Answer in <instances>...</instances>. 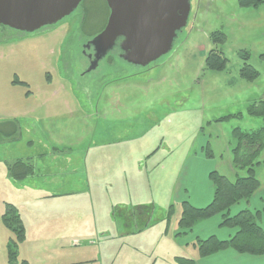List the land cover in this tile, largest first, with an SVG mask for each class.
<instances>
[{"label":"rangeland","instance_id":"374dc122","mask_svg":"<svg viewBox=\"0 0 264 264\" xmlns=\"http://www.w3.org/2000/svg\"><path fill=\"white\" fill-rule=\"evenodd\" d=\"M190 4L187 25L171 51L145 68L124 62L119 50L91 70L88 57L95 52L86 46L108 22L104 0H83L74 13L34 33L0 26V264H179L173 257L198 255V246H181L174 237L182 215L173 200L177 171L205 136L215 142L205 152L209 159L213 152L215 163L226 159L225 146L236 147L234 129L251 132L264 125V119L246 114L248 106L264 100V4L257 9L240 8L238 0ZM214 32L225 35L222 44L213 45ZM214 48L228 60L223 72L205 67ZM243 59L259 74L253 82L239 76ZM64 103L74 115H66ZM95 107L102 111L98 118ZM90 111L94 117L84 120ZM238 113L240 119L215 122ZM16 128L17 140L4 137ZM67 133L74 135H67L72 142L93 133L127 134L134 142L117 147L119 158L105 159L57 191L46 186L51 180L46 181V165L32 179L8 177L14 159L41 154L43 142ZM88 142L77 144L84 148ZM256 162L260 190L249 208L261 210L257 222L264 227V148ZM181 185L184 196L192 195L184 177ZM6 204L17 209L25 230L14 259L7 247L14 235L2 221ZM238 205L230 216L247 209L246 201ZM220 222L217 215L193 229L202 239L210 232L226 238L231 229H215Z\"/></svg>","mask_w":264,"mask_h":264},{"label":"trees","instance_id":"16d2710c","mask_svg":"<svg viewBox=\"0 0 264 264\" xmlns=\"http://www.w3.org/2000/svg\"><path fill=\"white\" fill-rule=\"evenodd\" d=\"M264 4V0H238L240 8L257 9ZM211 42L217 46L224 42L225 35L222 32H214L210 35ZM246 59V58H245ZM243 59L239 76L246 82H253L258 77L255 71ZM228 60L215 48L210 50L205 58V67L212 72L226 70ZM246 114L250 117L264 119V100L247 107ZM241 113L219 118L215 122L220 123L229 119H240ZM17 132V128H16ZM16 132L8 137H16ZM237 139V145L232 150V168L235 172L233 180L227 179L216 172L209 174V181L213 186V199L211 203L202 209H195L188 203L182 204V215L178 222L181 235L187 234L195 224L210 219L214 216L221 217V227L236 230L226 241H219L215 237L206 240H197L196 244L201 257L209 256L224 249H230L238 254L258 257L264 256V230L257 222L258 214L244 209L240 213L230 216V209L243 201H248L260 188L259 180L254 176V158L264 148V125L258 130L246 132L239 128L233 130ZM242 171V172H241ZM8 177L13 181H20L33 174V167L28 160H17L7 166ZM2 221L14 235L8 242V254L10 259L16 256V247L24 240V227L20 214L14 206L6 204ZM182 260V261H181ZM179 258V264H193L189 259Z\"/></svg>","mask_w":264,"mask_h":264},{"label":"crops","instance_id":"0c3cea01","mask_svg":"<svg viewBox=\"0 0 264 264\" xmlns=\"http://www.w3.org/2000/svg\"><path fill=\"white\" fill-rule=\"evenodd\" d=\"M60 90V89H59ZM57 94V92H56ZM255 103V102H254ZM64 111L69 115L72 116L75 113H73L72 108L70 104L64 103L63 105ZM96 109V110H95ZM94 112L97 115L96 118H98V115L102 111H98V107H95ZM86 109H83V112H85ZM93 110V108H92ZM102 110V109H101ZM84 120L87 118H93L90 112L84 113ZM100 116V115H99ZM95 128V127H94ZM97 130V128H96ZM202 128L200 129L201 133ZM20 133H18V128L16 132L15 139H18ZM68 136H74L71 133H67L65 136H51V143H42V149L43 153L37 154L36 156H29V157H18L14 160H28V162L33 167V174L31 176L26 177L23 180L26 179H32L36 177V169L38 166L46 165L47 172L46 176L48 182H46L47 188L49 187L51 190L57 191V189H64L65 185L68 186L70 184L73 186L75 184L76 176H79V174L87 175V173H90L91 171L100 168L106 161L119 158L120 153L118 154V146H121V144H125L126 147H128V144L133 143V137H129V135H103V134H88L86 135H80L75 136L76 142H72L71 139ZM95 138V141H94ZM89 141V142H88ZM204 141V142H203ZM82 142H88V146L82 148L81 144ZM31 144H34V141H30L28 144L31 146ZM41 144V143H40ZM215 145V142H211L210 136H205L202 141L198 144V152L193 151L190 159L186 161L189 154L186 156L184 163L182 164L181 168L178 172V174L181 175L178 182V186L174 188L175 193L173 195V200L175 203H180L181 206L183 203H188L191 207L195 209H202L208 206L212 199H213V186L209 181V174L212 172H216L222 176H225L229 180H233L235 177V172L232 168V154L231 150L227 146L224 147V154L227 153L226 159H223L221 156L217 159L218 161L214 163L215 157L213 152L212 158L209 159L206 155V147L210 148L211 145ZM129 148V147H128ZM165 148H162L163 150ZM120 152V151H119ZM172 156V151H168ZM153 153V152H152ZM151 153V154H152ZM180 152L179 154H181ZM150 154V155H151ZM148 155V156H150ZM12 160V161H14ZM8 166V165H7ZM211 167V168H210ZM227 171V172H226ZM242 172V171H241ZM228 175L230 178H228ZM40 177V176H39ZM183 177L185 178V182L189 184L191 187H193L192 195L186 194L184 196L185 189L182 188V181ZM206 179L208 181V185L206 187ZM20 180V181H23ZM87 181V180H85ZM49 183L51 184L49 186ZM260 190V189H259ZM187 193V192H186ZM256 196V194L252 197V199ZM251 199H249L246 202V208L250 210L252 213H257L258 216L260 215V218L262 217L261 210H256L255 208H249V202ZM240 204V203H239ZM235 206H239L238 204ZM234 207V206H233ZM239 208V207H238ZM264 210V209H263ZM243 211V210H242ZM241 212V211H240ZM238 212V213H240ZM140 215L144 216L143 211L139 209ZM237 213V214H238ZM230 214V213H229ZM236 215V214H235ZM234 216V215H233ZM257 216V217H258ZM210 219L205 220L208 221ZM200 223V222H199ZM221 222L219 225L215 226V229H220ZM264 230V227H261ZM214 229V228H213ZM178 230L176 231L179 232ZM236 230H228L226 238H218L216 233L210 232V237H215L219 241H226L228 240L232 235H234ZM175 238L178 237L179 244L181 246H196L197 240H206L208 238L202 239L203 237L194 229L192 228L187 234L181 235V234H175ZM184 238H190L188 242H184ZM78 241V240H77ZM76 241V242H77ZM179 259V257H173ZM189 258V256H187ZM189 260L193 261V264H264V256H248L243 254H238L230 249H224L221 251H218L214 254H211L209 256L201 257L199 251L198 255L197 252L195 255H193Z\"/></svg>","mask_w":264,"mask_h":264},{"label":"water","instance_id":"95a60500","mask_svg":"<svg viewBox=\"0 0 264 264\" xmlns=\"http://www.w3.org/2000/svg\"><path fill=\"white\" fill-rule=\"evenodd\" d=\"M110 11L105 29L90 44L97 67L121 39L120 58L145 68L168 54L187 25L191 0H104ZM82 0H0V26L34 33L72 14Z\"/></svg>","mask_w":264,"mask_h":264},{"label":"flooded vegetation","instance_id":"af4514ba","mask_svg":"<svg viewBox=\"0 0 264 264\" xmlns=\"http://www.w3.org/2000/svg\"><path fill=\"white\" fill-rule=\"evenodd\" d=\"M76 11V10H75ZM74 13V12H73ZM90 43V41L87 43V46H86V48H92V50H93V52L95 51L94 50V47L91 45V44H89ZM120 43H121V39H118L116 42H115V44H114V46L108 51V53L106 54V56L104 57V58H106L108 55H110V54H112V53H114L115 51H119V45H120ZM92 56H94V54L92 53L89 57H88V59H90V61H91V64H93L94 63V60H93V58H92ZM103 58V59H104ZM103 59L101 60V61H103ZM100 61V62H101Z\"/></svg>","mask_w":264,"mask_h":264}]
</instances>
